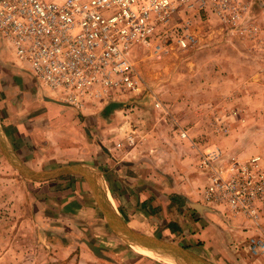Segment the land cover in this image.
<instances>
[{
    "label": "rangeland",
    "instance_id": "obj_1",
    "mask_svg": "<svg viewBox=\"0 0 264 264\" xmlns=\"http://www.w3.org/2000/svg\"><path fill=\"white\" fill-rule=\"evenodd\" d=\"M184 15L174 23L189 20L196 44L160 56L135 49L132 60L143 86L89 116L90 142L97 143L95 161L100 162L93 168L104 173L92 176L102 200L110 198L121 216L120 208L128 212L129 206L139 207V192L148 189L135 191L129 184L150 181L142 174H109L105 149L119 160L139 161L141 172L155 170L160 178L172 176L179 184L189 175L190 183L198 186L182 209L183 228L157 239L210 264H264V0H255L254 17L245 23L256 28L251 34L229 31L202 12ZM14 65L9 44L0 39V141L11 160L32 170L14 155L10 123L29 119L36 105H26L37 99L31 95L45 89L33 77L23 82L11 71ZM24 72L26 78L31 76ZM28 86L32 93H24ZM34 157L40 171L59 167L52 168L42 155ZM257 188L260 192L250 198L249 191ZM69 198L83 206L71 216L67 214L76 212L62 209ZM204 209L218 217L209 219L215 225L209 240L201 235L203 228L190 227L202 219ZM144 210L148 214L141 212L138 221L144 231L167 226L163 216L153 219L149 209ZM136 211L130 210L132 222H137ZM157 230L144 235L156 237ZM132 245L111 230L82 176L27 180L0 148V264H168L142 255Z\"/></svg>",
    "mask_w": 264,
    "mask_h": 264
},
{
    "label": "built area",
    "instance_id": "obj_2",
    "mask_svg": "<svg viewBox=\"0 0 264 264\" xmlns=\"http://www.w3.org/2000/svg\"><path fill=\"white\" fill-rule=\"evenodd\" d=\"M254 2L0 0V39L51 98L83 112L87 105L113 103L140 90L143 80L132 60L135 49L160 56L194 46L190 21L174 23L184 13L202 12L229 31L251 34L256 28L245 23L254 17ZM246 179L251 185L250 177ZM259 192L257 188L247 195L255 198Z\"/></svg>",
    "mask_w": 264,
    "mask_h": 264
},
{
    "label": "crops",
    "instance_id": "obj_3",
    "mask_svg": "<svg viewBox=\"0 0 264 264\" xmlns=\"http://www.w3.org/2000/svg\"><path fill=\"white\" fill-rule=\"evenodd\" d=\"M15 62L16 65L19 66V68H22L20 67L17 61ZM16 65H14L11 68V71L17 73V75H19V78H21L23 82L26 81L27 79L31 81L32 76L26 78L28 75L26 74V76H24L25 70L20 71L19 69H17ZM28 87H30V90L24 93L27 92L32 93L33 88L31 86ZM31 96H32L31 98H33V96L34 97L37 96V99L34 102H30V104L26 105V108L28 109L31 108L34 104L36 105L35 109L32 108L31 111L28 112L31 114L29 119L25 118L26 120L10 123L12 128L9 137L11 138V140L13 139L14 141L13 144L15 146L13 145L14 149L12 150L14 152L15 157L19 160V162H26L24 164L30 166V168L33 171H40L39 170L40 167L37 166V164L40 163V161L36 159L34 156L42 155L44 156L46 162L52 163V168L59 165V167H56L55 169L64 166H81L84 167L90 174H104L99 169L95 170L93 168V166L98 165L100 162L97 163L95 161L96 156L98 155V148L96 145L97 143L90 142L91 137H89L91 136L90 135L91 128L89 127H91L90 125L92 123V121L90 120L91 118L89 116H91V114L95 113L96 111L100 110L101 107L103 106L87 105L86 107H84L83 112H78L74 108L57 103L53 98L50 97V93L47 92L46 90L37 91L36 95L34 94ZM88 131H89V135H83V132H88ZM104 151L106 152L104 154L106 157V163L108 167L110 166L109 174H142L141 176H143L144 179H146V181H150V182H145L146 185L139 184V186H136L137 184H129L128 186L129 189L133 188V190L135 191L146 187L148 188V189H144L145 191L142 190L141 192H139V197H140L139 201L142 204H139V207H136V209L131 208L129 206V208H126L128 210V212H126L123 211L124 209L121 207L120 211L122 212V214L120 216V213L116 208V205L114 204V202L113 203L111 202L110 198H105L104 200L105 206L115 215H117L128 228L143 235L147 234V232H149L150 230L152 231L153 234L157 230V228L156 230H154V227H152L149 228L148 231H144L142 229V225H140L141 223H138L139 216H142L140 213L141 212L146 213V210H144V208H148L149 216L150 214H152L153 219H155L156 217L158 218L159 216H163L164 217L163 221H165L167 224V226L160 228L159 231L157 230L160 235L157 234L156 237L154 235L153 238L157 239V238H163V236L169 237L174 234H177V232L183 228L181 213L185 212V210L182 209H184V207L188 204L187 196L192 193H195V191L197 190L196 186H198V183L197 182L190 183L189 175L186 176L187 180L184 183L179 184L176 182L177 178L175 180V178H173L172 176L171 178L169 177V179L160 178L159 177L160 173L156 172L155 170L154 171L147 170L141 172L138 169V167H141L139 161L119 160V158L114 156L110 152V150L107 151L105 149ZM131 153L132 151L126 152V154L128 155H130ZM29 154H31L32 157H30L26 161V156H29ZM23 156H25V158ZM123 161H127V162H123ZM65 163L69 165H64ZM73 163H77V164L74 165ZM119 165L122 168H119ZM123 168H126L130 172L124 173ZM150 174H152L153 176L157 175L158 178L154 179L153 177L150 176ZM148 175L149 177L147 178ZM142 185L144 186L142 187ZM114 195L116 197V194ZM75 200L69 198L64 202L62 206L63 211L76 212V213L67 214L69 216L77 214V212L81 211L83 208L82 204L80 205ZM77 203L79 205L78 209L76 207ZM130 210H139L136 211V214L133 215L136 217L137 222L136 221L132 222L133 219L130 217L131 215ZM200 214L202 216V219L204 221H207L208 224L204 225L202 223L203 220L199 219L200 221L197 222L192 221L190 223V227L192 228V230L193 228L195 229V227L203 228L202 230H200L202 231L201 235H203L205 240H209V232L211 231L210 228L212 229V227L215 226L214 224L210 223L209 219L211 218L212 220H216L218 219V217H216V214L213 211L208 209H204L203 212L201 211ZM62 216L64 217L63 213ZM102 216L106 221V223L108 224L103 214ZM170 228H172L173 231ZM111 230L113 231L112 228ZM198 236L199 235H197V237ZM132 248L135 251H137L138 248L143 249L137 245H132ZM205 250L207 251V249ZM239 259L243 262L241 257Z\"/></svg>",
    "mask_w": 264,
    "mask_h": 264
},
{
    "label": "water",
    "instance_id": "obj_4",
    "mask_svg": "<svg viewBox=\"0 0 264 264\" xmlns=\"http://www.w3.org/2000/svg\"><path fill=\"white\" fill-rule=\"evenodd\" d=\"M0 148L13 168H15L19 172V174L27 180L45 181L66 174L82 176L88 183L89 188L91 189L97 202V205L99 206L109 226L116 234L128 240L130 243L151 250L156 254L169 257L177 264H210L183 247L169 244L163 240L155 239L137 233L128 228L117 215H115L105 206L104 200H102L100 193L98 192V189L95 185L92 174H90L84 167L64 166L50 171H33L17 164L14 160H11L6 148L4 147V144L1 141Z\"/></svg>",
    "mask_w": 264,
    "mask_h": 264
},
{
    "label": "bare ground",
    "instance_id": "obj_5",
    "mask_svg": "<svg viewBox=\"0 0 264 264\" xmlns=\"http://www.w3.org/2000/svg\"><path fill=\"white\" fill-rule=\"evenodd\" d=\"M3 137V136H2ZM2 139V138H1ZM4 139V138H3ZM2 139V140H3ZM4 144V143H3ZM141 247V246H139ZM143 248V247H141ZM145 249V250H143ZM143 249H138L139 252H141L142 254L150 257V258H157L158 260H163L164 262L168 263V264H174V262L172 261L171 258L169 257H165V256H162V255H159V254H156L155 252L151 251V250H148L146 248H143ZM148 250V251H147ZM156 260V259H155Z\"/></svg>",
    "mask_w": 264,
    "mask_h": 264
}]
</instances>
